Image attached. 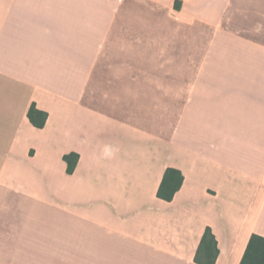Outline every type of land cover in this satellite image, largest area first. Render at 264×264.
<instances>
[{
    "label": "crops",
    "instance_id": "obj_1",
    "mask_svg": "<svg viewBox=\"0 0 264 264\" xmlns=\"http://www.w3.org/2000/svg\"><path fill=\"white\" fill-rule=\"evenodd\" d=\"M207 228L215 264L264 237V0H0V264H198Z\"/></svg>",
    "mask_w": 264,
    "mask_h": 264
},
{
    "label": "trees",
    "instance_id": "obj_2",
    "mask_svg": "<svg viewBox=\"0 0 264 264\" xmlns=\"http://www.w3.org/2000/svg\"><path fill=\"white\" fill-rule=\"evenodd\" d=\"M28 117L36 128L42 129L47 123L48 114L39 110L33 104L28 112ZM64 160L68 164V172L73 173L77 166L79 155L75 153L68 154L65 155ZM183 182L184 176L180 170L167 169L159 188V198L171 202L181 189ZM218 255L219 249L215 235L210 228H207L195 261L198 264H215ZM240 264H264V237L259 235L251 236Z\"/></svg>",
    "mask_w": 264,
    "mask_h": 264
},
{
    "label": "clouds",
    "instance_id": "obj_3",
    "mask_svg": "<svg viewBox=\"0 0 264 264\" xmlns=\"http://www.w3.org/2000/svg\"><path fill=\"white\" fill-rule=\"evenodd\" d=\"M114 150L110 146H105L102 151V156L107 158L113 155Z\"/></svg>",
    "mask_w": 264,
    "mask_h": 264
},
{
    "label": "built area",
    "instance_id": "obj_4",
    "mask_svg": "<svg viewBox=\"0 0 264 264\" xmlns=\"http://www.w3.org/2000/svg\"><path fill=\"white\" fill-rule=\"evenodd\" d=\"M183 1V0H182Z\"/></svg>",
    "mask_w": 264,
    "mask_h": 264
}]
</instances>
